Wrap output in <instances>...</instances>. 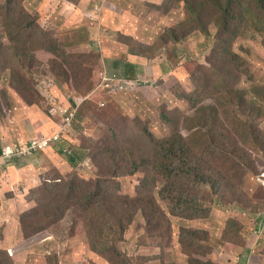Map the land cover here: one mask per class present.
<instances>
[{
  "label": "rangeland",
  "instance_id": "1",
  "mask_svg": "<svg viewBox=\"0 0 264 264\" xmlns=\"http://www.w3.org/2000/svg\"><path fill=\"white\" fill-rule=\"evenodd\" d=\"M82 1V4L69 12L68 6L73 3L71 0H0V32L4 42L3 49L0 51V125L2 133L5 131L10 138L5 141L6 143L29 141L24 132L19 133V130L12 126L21 127L22 122L16 121L17 115L22 116L23 119L28 117L27 114H16L15 111L18 108L21 109L25 104L35 105L43 113L48 107L34 90L29 91L28 97L25 98L17 82L19 77L33 76L37 87L39 78L51 73L49 68L41 64L38 59L34 61L32 67H29V62L24 65L20 63L21 57L17 55L16 50L23 45L25 39L28 46L32 45L36 48L35 52H43V47L48 40L57 39L64 49L72 53L95 51L105 55L107 51L112 55L122 52L112 46L113 41H121L128 46L129 44H149L165 29L178 24L183 18V0ZM116 3L119 4L118 10L115 9ZM96 6L101 7V11L97 12L98 18H105L107 15L110 17L107 19L105 28L102 26V29H98L99 19L93 20L92 12ZM129 6L135 9L136 18L132 21L135 29L132 25L130 29H120L123 26L126 28L127 25L124 23V17L120 18L119 12L123 10V7ZM113 10L118 12L117 25L112 24ZM12 22L31 24L29 29L31 32L35 30L36 34L32 36L31 32L21 34L20 29L23 28L12 29L8 26V23ZM40 29H48L45 31L49 34L40 36ZM206 31L208 33L195 30L178 42L177 54L180 56V64L173 67L172 74L165 73L158 80L155 79L158 83L154 84L155 71L150 65L141 64L142 69L149 73L139 72L136 69L137 75L133 76L135 78H129L136 81L137 90L132 92L124 90L120 94L113 95L114 97L99 92L101 97L98 98V102L92 100L93 103L90 106L83 107L80 120H76L66 131L64 139H60L46 150L17 159L24 162L23 167L30 171L28 178L24 179L23 175L21 178L23 180L19 179V183H16V191L19 194L15 199L22 205L21 212L24 213L25 210L37 204L38 198L34 197L37 185L41 183L42 177L50 176L57 168L64 173L66 179H72L78 175V179L86 181L101 180L103 188L116 196L149 192L146 191V184L152 181L147 177L148 182L140 183L146 171L130 174L128 169L116 170L112 165L113 158L118 159L127 146H132L136 152L143 155H150L152 143L145 128H148L157 138L170 134V125L162 117V111L177 115L180 109L186 114H193L190 103L180 97L177 92L189 91L193 88L184 63L194 60L207 64L216 36L224 37V34L214 27L207 28ZM246 31L243 38L235 41L234 48L248 60L247 68L252 76L249 78L247 74L242 75L238 87L244 88L246 97L261 107L262 111L257 116V120L264 129V29L249 28ZM122 32L133 33L136 39H131L129 37L131 34L125 35ZM99 36L103 41L102 49L97 41ZM39 55L41 56L40 53ZM60 56L62 57L61 54ZM165 59L166 57L158 62L165 66L164 70H167L169 63L164 61ZM101 65L102 60L94 71L96 83L101 82L104 77L98 72L102 69ZM80 70L78 65L69 66L72 81L67 82L66 79L60 78V81L55 79L53 82L55 84V81H58L60 85L62 84L61 90L72 96L73 102L79 103L81 101L74 96L82 93L76 88L78 93L73 92L71 87L72 83L75 85L76 76ZM35 80L34 88L36 89ZM85 81L86 77L82 74L80 86ZM43 91L45 95H49L47 88H43ZM211 94L212 91H207L203 103L214 102ZM101 101L105 102V105L101 106ZM256 113H258L257 110H255ZM8 114L12 117L11 119L7 117ZM8 123L9 126H6ZM23 124L25 129L26 122ZM2 133L0 130V135ZM61 148H66L67 151L61 152ZM69 150L80 154L78 165L74 166L68 161L71 154ZM249 155L255 171L250 170L243 176L242 185L246 193L259 195L264 204V184H262L264 176L261 175L264 172L263 153L249 150ZM12 163L3 164L1 169H7ZM105 180L109 181L102 182ZM2 183L6 184L4 181ZM158 187L157 182L152 183L149 193L156 192ZM6 194L9 195L7 192L0 193L1 201L6 199ZM249 198L252 199L251 195ZM28 203L29 207L26 206ZM135 203L137 208L134 212V220L120 241L122 249L128 255L126 262L112 258L110 254L91 249L88 224L93 219V212L85 209L83 205H77L67 207L61 218L41 232L34 233L33 228L29 227L27 239L20 240L19 234L11 233L14 240V235H19L18 240H20L17 244L11 245L16 264H23L22 255L27 251L31 256L26 258V264H50L52 257H57L61 264H118L116 260L120 261L119 264H242L247 248L254 250L255 254L259 251L264 255V209L258 213H251L249 210H243V205L224 202L222 207H211L206 217L189 218L171 215L164 205L169 222H164L160 231L155 227L156 218L144 215L143 208L146 206V200L135 201ZM232 216L240 221L239 232L225 223L227 218ZM3 217L5 216H0V221ZM182 227L196 229L199 233L192 239L181 242L179 238ZM1 232L0 229V235H2ZM5 242L8 243L9 238H6ZM240 252L241 255L238 257ZM259 261L264 263L258 255L253 258V264H259Z\"/></svg>",
  "mask_w": 264,
  "mask_h": 264
},
{
  "label": "trees",
  "instance_id": "2",
  "mask_svg": "<svg viewBox=\"0 0 264 264\" xmlns=\"http://www.w3.org/2000/svg\"><path fill=\"white\" fill-rule=\"evenodd\" d=\"M71 1L75 4L83 2ZM182 13L183 18L178 24L165 29L151 43L129 44L127 48L128 53L150 60L166 57L165 61L169 63L172 74L173 67L180 64V56L177 54L178 42L185 36L195 30L208 33L206 29L211 27L224 34V37L216 36L207 64L194 60L184 63L193 88L177 93L190 103L193 114H186L180 109L177 115L162 111V117L170 125V134L157 138L145 128L152 143L150 155H143L136 152L132 146H127L118 159L113 158L114 163L111 164L116 170L128 169L130 174L146 171L140 183L148 182L149 178L152 182L146 184V191L150 192L152 183L157 182L159 187L156 192L116 196L103 188L101 180L86 181L78 179V175L66 179L64 173L56 167L50 176L42 177L43 181L36 186L34 196L38 198L36 205L24 213H19L16 221L0 222L2 231L0 264H16L11 245L27 239L26 234L30 232V228H33L34 233L43 231L61 218L70 206L83 205L85 209L93 212V219L88 224L91 249L110 254L114 259H121V262L128 259L120 241L134 220L137 208L135 201L146 200L144 215L155 217L157 220L155 227L160 231L163 223L169 222L165 206L171 215L189 218L206 217L211 207H222L224 202L243 205L242 209L251 213H258L264 209L260 196L246 193L242 185L243 176L250 170L255 171L249 150L262 152L264 159V129L257 120L262 111L261 107L246 97L244 88L238 87L241 76L247 74V77L251 78L252 73H249L247 68L248 60L234 48L235 41L243 38L246 29H264V0H183ZM8 26L12 29L23 28L20 29L21 34L31 32L29 29L31 24L12 22L8 23ZM45 30L40 29V36L49 34ZM1 34L0 32V51L4 46ZM30 34L31 36L36 34L35 30ZM8 36L10 37V34ZM132 36L134 35L129 37L136 39ZM35 50L32 45H27L25 39L23 45L16 50L17 55L21 57L20 63L24 65L29 62V67H32L34 61L38 59L52 74L48 73L39 78L37 87L33 76L19 77L17 82L25 98L28 97L27 93L33 90L41 96L48 105L45 112L52 117L56 126L63 124L65 114L72 109V96L64 93L61 90L62 84L58 82L60 78L66 79L67 82L72 81L69 66L78 65L81 68L76 76L75 85L72 83L71 87L73 92L78 93L77 89L82 93L74 96L81 101L78 102L79 108L74 123L80 120L83 107L90 106L92 100L97 101L101 97L99 92L114 97L115 94L98 89L100 82L96 83L94 79L95 68L100 65L103 53L95 51L72 53L64 49L57 39L48 40L43 52ZM101 68L98 72L104 74V66L101 65ZM82 74L86 81L80 86ZM55 79L58 81L53 84ZM43 88H47L48 96L44 94ZM207 91H212L213 103H203ZM255 110L258 113L255 114ZM22 114L31 116L26 111ZM0 130L2 133L1 125ZM47 133L42 136L55 135L52 128H49ZM65 134L64 130L62 135ZM6 144L8 143L3 142V145L0 143V152ZM64 149L61 148L60 151L64 152ZM70 153L68 161L74 166L78 165L80 154L73 151ZM3 164L5 162L1 160L0 169ZM261 175L264 176V172ZM99 202L102 203L98 204ZM225 223L233 226L237 232L241 230L240 221L234 216L228 217ZM11 233L19 234L21 239L18 240L19 235H14V240ZM198 233L196 229L182 227L179 241L192 239ZM6 238H9L8 243L5 242ZM51 260L50 264H61L57 257H52ZM116 262L119 264L120 261Z\"/></svg>",
  "mask_w": 264,
  "mask_h": 264
},
{
  "label": "crops",
  "instance_id": "3",
  "mask_svg": "<svg viewBox=\"0 0 264 264\" xmlns=\"http://www.w3.org/2000/svg\"><path fill=\"white\" fill-rule=\"evenodd\" d=\"M83 2H81L80 4H82ZM80 4H75L74 2L71 4V6H68V11L71 12L73 8H75L76 6H79ZM119 4L116 3L115 9H119ZM95 10V8H94ZM101 11V10H100ZM135 9L132 7H123V10H121L120 13V18L124 17V23L127 25L126 28L123 26L120 29H130V25L133 26L132 21L133 19L136 18L135 13H134ZM118 12L113 10V21L112 24L113 25H117L118 22L116 20V14ZM92 15L94 17L93 20H98L99 22L97 23V28L98 29H102V26L105 28L106 26V22L107 19H110L109 15H107L105 18H98V14H94L92 12ZM104 15V13H103ZM133 28L135 29V27L133 26ZM100 32V30L98 31V33ZM103 32V30H102ZM122 34L125 35H134L133 33H124L122 32ZM100 35V34H99ZM97 41L100 43L101 45V49L103 46V41L102 38L99 36V38L97 39ZM102 41V42H101ZM112 46L115 49H119L122 52H118V53H114V54H110L109 52L105 51V55H103V59H102V66H104V76L105 75H109V74H113L115 72L124 75L128 78H135L133 77L134 75H137L136 69H138L139 72H147L148 71H144L141 67V64L146 63L147 65H150L153 68L154 74H156L154 76V80L157 79L159 77L164 76L165 73H170V68L167 67V70H164V65H162L160 62H158L159 60L162 59V57H157L156 59L150 60L144 57H141L139 55L133 54V53H128L127 52V48L129 47L127 45V43H123L121 41H113L112 42ZM117 57V58H116ZM165 61V60H164ZM169 75V74H168ZM167 75V76H168ZM155 80L154 84H157L158 81ZM49 86V84H48ZM121 97H123V95H119ZM24 111L28 112L31 116L25 117L24 120L21 118L22 116L17 115L16 117V121L17 122H22V124L20 125L21 127H17V125H15L13 128L18 129L19 133L24 132L26 134V137L28 138V140L31 137L34 136H42V135H46L48 134V130L49 128H52L53 131L57 130V126L55 125L52 117H50L45 111L42 112V110L36 106H30L29 104H25L20 108L17 109L16 113H23ZM7 117H9L10 119L12 118L10 116V114L7 115ZM26 122L27 127L24 129V124ZM6 126H9L8 124ZM30 137V138H29ZM9 136L8 134L4 131L2 133V135H0V143L3 144L6 143L5 141L9 140ZM64 139V138H62ZM58 141L56 140H52V144L57 143ZM1 161V160H0ZM24 162L16 160L15 162H13L7 169L3 168L0 169V180L6 182V184L2 183V181L0 182V193H4L7 192L9 195L6 194V199L4 201H1L0 199V216H5L3 217L1 220H8L10 222L12 221H16L18 219L19 213H21V207L22 205H20L15 197L18 196V192L16 191V183L18 182V180L20 179V181H22L23 179H21L24 175V179L28 178L30 176V171L28 170V168L23 167ZM5 170V171H4ZM19 183V182H18ZM5 185V187H3ZM12 195H11V194ZM6 204V205H5ZM30 204L28 203L26 206H29ZM5 207V208H4ZM0 221V222H2ZM253 246V243L251 245V247ZM247 253L244 257L243 262L241 261L242 264H253V258L255 256H260L262 258V260L264 261V255H262L259 251H257V253H254V250H251L250 248H247ZM264 253V252H263ZM241 255H238V257ZM24 257L23 260V264H26V258L28 256H31L30 252L27 251L25 254L22 255ZM248 257V258H247ZM259 264H264L262 261H259Z\"/></svg>",
  "mask_w": 264,
  "mask_h": 264
},
{
  "label": "built area",
  "instance_id": "4",
  "mask_svg": "<svg viewBox=\"0 0 264 264\" xmlns=\"http://www.w3.org/2000/svg\"><path fill=\"white\" fill-rule=\"evenodd\" d=\"M100 10L101 7L96 6L93 13L97 14ZM98 89H103L113 94H119L124 90L131 92L135 91L138 87L136 81L124 76H119L117 73H113L103 77L102 81L98 85ZM101 105H105V102H102ZM75 116L76 107L65 114L63 124L56 130L54 137L34 136L27 143L22 142L4 145L0 152V159L9 164L13 162L14 159H22L25 155H32L38 151L48 148L52 139L61 138L62 131L72 126Z\"/></svg>",
  "mask_w": 264,
  "mask_h": 264
},
{
  "label": "clouds",
  "instance_id": "5",
  "mask_svg": "<svg viewBox=\"0 0 264 264\" xmlns=\"http://www.w3.org/2000/svg\"><path fill=\"white\" fill-rule=\"evenodd\" d=\"M102 102H103V101L100 102V105H101ZM71 104H72V109H74V108L76 107V112H77V110H78V108H79V103L76 102V101L73 102V101L71 100ZM101 106H102V105H101ZM72 109H71V110H72ZM75 117H76V116H75ZM74 119H75V118H74ZM73 124H74V120H73ZM73 124H72V126H73ZM60 126H61V125H60ZM72 126H71V127H72ZM71 127H70V128H71ZM58 128H59V126H57V129H58ZM70 128H68V129H70ZM68 129H65V131H67ZM55 132H56V130L54 131V133H55ZM62 132H63V131H62ZM40 137H48V136H40ZM31 138H33V137H31ZM31 138H30V139H31ZM62 138H65V136H63L62 133H61V138H59V139H52V140L59 141V140L62 139ZM30 139H29V140H30ZM21 142H22V141H21ZM51 144H52V141H51ZM51 144H50V146H51ZM50 146H49V147H50ZM46 149H47V148H46ZM46 149H44V150H46ZM64 150L67 151L66 148H65ZM41 151H42V150H41ZM69 152H71V151L69 150ZM8 165H9V164H8Z\"/></svg>",
  "mask_w": 264,
  "mask_h": 264
}]
</instances>
